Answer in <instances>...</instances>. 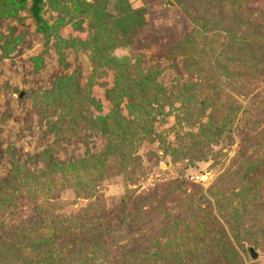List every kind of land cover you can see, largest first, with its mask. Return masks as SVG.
Returning <instances> with one entry per match:
<instances>
[{"label":"rangeland","instance_id":"1","mask_svg":"<svg viewBox=\"0 0 264 264\" xmlns=\"http://www.w3.org/2000/svg\"><path fill=\"white\" fill-rule=\"evenodd\" d=\"M19 1L0 264H264V0Z\"/></svg>","mask_w":264,"mask_h":264},{"label":"trees","instance_id":"2","mask_svg":"<svg viewBox=\"0 0 264 264\" xmlns=\"http://www.w3.org/2000/svg\"><path fill=\"white\" fill-rule=\"evenodd\" d=\"M235 4H238V5H240V12H243L244 10H243V4H249L248 3V0H232ZM20 3H23V2H21V0L19 1ZM126 2L128 3L129 1L128 0H126ZM255 13V12H254ZM254 13H249V15H250V17H251V19H253L255 16H256V14H254ZM259 22H263L262 21V19L261 20H259ZM243 23H245V25H247L248 27H247V29L253 24V21L252 22H248L247 21V19H246V21L245 22H243L242 21V24ZM264 23V22H263ZM39 25H40V27L41 28H44V29H47V26H46V24L45 23H39ZM264 27V25H262V23H259L258 25H256V27H255V30H254V34H253V40H256L255 38H257L258 36H257V34H256V32H258V31H260L262 28ZM242 53V52H241ZM240 59H239V61H242V60H244V57L242 56V55H240V57H239Z\"/></svg>","mask_w":264,"mask_h":264},{"label":"water","instance_id":"3","mask_svg":"<svg viewBox=\"0 0 264 264\" xmlns=\"http://www.w3.org/2000/svg\"><path fill=\"white\" fill-rule=\"evenodd\" d=\"M24 1L25 0H21V2H24ZM32 1H33L32 7H31L32 14H33L34 18L37 20L38 23H42L43 20H42V18L39 15L41 0H32ZM250 253H251L252 257H256V255H257V252L255 251V249L253 247L250 248Z\"/></svg>","mask_w":264,"mask_h":264}]
</instances>
